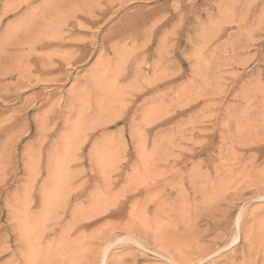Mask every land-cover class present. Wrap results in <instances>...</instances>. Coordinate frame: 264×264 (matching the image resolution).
Listing matches in <instances>:
<instances>
[{
  "label": "rangeland",
  "instance_id": "obj_1",
  "mask_svg": "<svg viewBox=\"0 0 264 264\" xmlns=\"http://www.w3.org/2000/svg\"><path fill=\"white\" fill-rule=\"evenodd\" d=\"M0 264H264V0H0Z\"/></svg>",
  "mask_w": 264,
  "mask_h": 264
},
{
  "label": "bare ground",
  "instance_id": "obj_2",
  "mask_svg": "<svg viewBox=\"0 0 264 264\" xmlns=\"http://www.w3.org/2000/svg\"><path fill=\"white\" fill-rule=\"evenodd\" d=\"M168 260H170V259H168ZM171 261V260H170ZM174 263V262H173Z\"/></svg>",
  "mask_w": 264,
  "mask_h": 264
}]
</instances>
